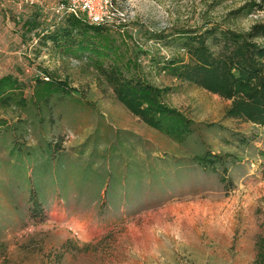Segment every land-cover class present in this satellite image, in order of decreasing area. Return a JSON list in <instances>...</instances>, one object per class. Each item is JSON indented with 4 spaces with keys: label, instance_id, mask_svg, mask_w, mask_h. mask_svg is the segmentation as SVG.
<instances>
[{
    "label": "rangeland",
    "instance_id": "obj_1",
    "mask_svg": "<svg viewBox=\"0 0 264 264\" xmlns=\"http://www.w3.org/2000/svg\"><path fill=\"white\" fill-rule=\"evenodd\" d=\"M61 3L0 0V78L22 84V104L0 106V264H264V131L225 119L228 102L149 63L177 54L152 35L211 22L247 31L264 23V0H112L125 48L193 123L183 144L128 113L86 61L40 42ZM248 3L254 12L234 21ZM28 18L36 30L22 28ZM44 71L73 95L45 108L34 96ZM206 153L224 159L215 172L193 160Z\"/></svg>",
    "mask_w": 264,
    "mask_h": 264
},
{
    "label": "trees",
    "instance_id": "obj_2",
    "mask_svg": "<svg viewBox=\"0 0 264 264\" xmlns=\"http://www.w3.org/2000/svg\"><path fill=\"white\" fill-rule=\"evenodd\" d=\"M60 1L62 5L64 0ZM253 7V3L245 4L230 16L234 21L246 18L254 12ZM259 10L264 9L259 6ZM63 13L57 22L37 34L40 42L61 56L86 61L128 113L173 142L183 144L193 134V123L166 103L165 98L172 89L149 82L139 53L125 48L123 34L127 33V25L115 20L111 24L95 25L65 10ZM22 28L28 32L36 30L37 20L28 18ZM162 36L154 34L152 39L166 40L177 54L168 59L151 57L150 69L228 102L225 119L250 123L264 131V23L253 24L247 31H237L223 23L211 22ZM52 77V73L44 71L47 79L37 77L35 81L34 96L45 108L51 107L52 95L69 97L74 92L65 81H51ZM21 86L12 75L1 77L0 106L22 104L16 101ZM3 126L0 121V127ZM193 160L213 172L224 163L222 156L208 153ZM220 181L223 183V178ZM263 241L264 236L260 242Z\"/></svg>",
    "mask_w": 264,
    "mask_h": 264
},
{
    "label": "built area",
    "instance_id": "obj_3",
    "mask_svg": "<svg viewBox=\"0 0 264 264\" xmlns=\"http://www.w3.org/2000/svg\"><path fill=\"white\" fill-rule=\"evenodd\" d=\"M103 7L95 9L89 0H64V3L60 6L61 9L65 10L76 17H82L91 24H111L114 20H109L108 9H114L112 0H104ZM105 9V10H104ZM120 18L115 20L119 24H123L122 14L118 12Z\"/></svg>",
    "mask_w": 264,
    "mask_h": 264
}]
</instances>
